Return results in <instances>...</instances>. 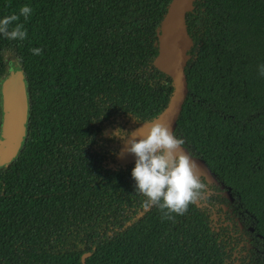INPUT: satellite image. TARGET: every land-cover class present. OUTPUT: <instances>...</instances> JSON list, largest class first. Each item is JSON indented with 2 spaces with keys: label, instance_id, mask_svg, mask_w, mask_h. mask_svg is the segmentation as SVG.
Segmentation results:
<instances>
[{
  "label": "trees",
  "instance_id": "obj_1",
  "mask_svg": "<svg viewBox=\"0 0 264 264\" xmlns=\"http://www.w3.org/2000/svg\"><path fill=\"white\" fill-rule=\"evenodd\" d=\"M171 1L0 0V16L32 9L25 39L0 36V135L4 84L29 98L24 144L0 163V264H264V0H198L186 17L174 135L204 163V196L171 219L143 210L108 135L170 103L155 59Z\"/></svg>",
  "mask_w": 264,
  "mask_h": 264
},
{
  "label": "clouds",
  "instance_id": "obj_2",
  "mask_svg": "<svg viewBox=\"0 0 264 264\" xmlns=\"http://www.w3.org/2000/svg\"><path fill=\"white\" fill-rule=\"evenodd\" d=\"M31 12V7L25 4L20 6L19 15L0 16V36L8 40L25 39L26 29L18 21L21 16L27 20ZM30 51L39 54L41 49L36 47ZM257 67L259 75L264 76V64ZM140 127L146 130L138 136L119 127L108 133L110 138L122 139L123 152L135 157L130 175L134 192L143 198L140 207L148 210L155 206L168 219L173 213L182 215L189 204L205 194L206 185L200 179L198 164L183 149L184 140L173 134L170 123L153 120Z\"/></svg>",
  "mask_w": 264,
  "mask_h": 264
},
{
  "label": "water",
  "instance_id": "obj_3",
  "mask_svg": "<svg viewBox=\"0 0 264 264\" xmlns=\"http://www.w3.org/2000/svg\"><path fill=\"white\" fill-rule=\"evenodd\" d=\"M196 1L198 0H172L159 35V52L155 66L171 77L175 90L167 108L154 120L170 123L173 134L189 92L185 69L194 42L188 33L186 17L193 11ZM28 120L29 98L26 83L21 78L11 79L2 87L0 163H10L18 156L26 138ZM144 130L146 129L139 125L133 134L138 136L140 131ZM182 147L191 159L197 162L200 170L204 165L203 161L193 157L187 148ZM123 148L124 145L120 151V160L124 163L134 162V155L123 152ZM206 180L208 183L216 181L210 175L206 176ZM227 197L230 201L233 200L230 192L227 193ZM88 256V253L83 256V264Z\"/></svg>",
  "mask_w": 264,
  "mask_h": 264
}]
</instances>
